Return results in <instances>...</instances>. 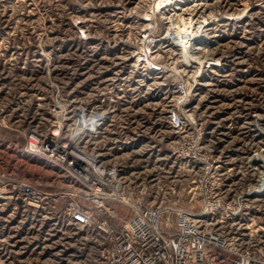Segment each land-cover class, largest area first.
<instances>
[{"label": "rangeland", "instance_id": "1", "mask_svg": "<svg viewBox=\"0 0 264 264\" xmlns=\"http://www.w3.org/2000/svg\"><path fill=\"white\" fill-rule=\"evenodd\" d=\"M199 1L208 51L187 67L172 51L151 72L131 57L147 0H0V264H95L103 228L145 205L196 206L202 230L264 256V0ZM95 102L106 116L76 138L74 108ZM32 131L95 154L105 197L94 179L59 177L54 155L27 147ZM23 184L47 195L23 204ZM203 199L222 206L203 216Z\"/></svg>", "mask_w": 264, "mask_h": 264}, {"label": "built area", "instance_id": "2", "mask_svg": "<svg viewBox=\"0 0 264 264\" xmlns=\"http://www.w3.org/2000/svg\"><path fill=\"white\" fill-rule=\"evenodd\" d=\"M147 1L148 13L145 19L147 23L137 32V43L131 53L136 68L151 72L163 71L164 65H167V57L172 51L177 52L181 64L187 67L197 61L198 52L208 51L210 41L207 40L206 35L210 32L209 18L201 13L195 14L199 9V0ZM182 19H192L193 24L179 31L177 25ZM85 28L88 29L89 25H85ZM160 51L166 55L165 59L158 57ZM177 92L182 100L187 98L186 85L182 78L179 80ZM102 105L98 102L80 105L88 114H99L84 127L76 124L77 115L74 108L72 130L78 128L74 131L75 136L86 134V129L94 132L101 125L106 116ZM168 120L173 127L180 128L190 119L177 110L169 114ZM52 143H49L42 133L35 131L30 132L26 140L30 150L43 148L46 154L55 156L53 162L61 172L59 177L64 174L74 181L80 180L79 182L89 178L94 179V183L98 185L95 196L104 198L106 193L101 190L99 183L105 184V182L100 180L102 176L97 172L104 173L106 180L109 174L99 171V165H95L97 156L93 153L79 154L73 148L66 150L56 143L52 146ZM203 163L208 172L212 168L211 163ZM15 195L23 204H35L43 200L44 195L47 194L36 192L31 185L23 184ZM95 196L92 198L88 195L84 198L96 202ZM221 206L219 201L217 204H212L209 200L203 199L200 212L203 216H207ZM133 208V215L124 224L103 228L101 238L105 244L97 250L95 264H264V256L234 252L218 229L202 230V219L193 217L194 211H197L196 206L166 209L161 206L145 205L133 206ZM168 214H171V217Z\"/></svg>", "mask_w": 264, "mask_h": 264}, {"label": "bare ground", "instance_id": "3", "mask_svg": "<svg viewBox=\"0 0 264 264\" xmlns=\"http://www.w3.org/2000/svg\"><path fill=\"white\" fill-rule=\"evenodd\" d=\"M77 20V19H76ZM85 21V20H84ZM84 23V22H83ZM193 23H192V19H190V20H186V19H182V22L181 23H179L178 25H177V28H178V30L179 31H182V30H184V29H186L187 27H189V26H191ZM80 27H81V25H80ZM85 29H87V28H85ZM82 32V31H81ZM83 33V32H82ZM149 61L151 62V63H153V61L151 60V59H149ZM46 71H48V70H46ZM75 72V71H74ZM48 76H49V74H48ZM71 76V75H70ZM78 76V75H77ZM46 77H47V75H46ZM49 78V77H48ZM46 80H47V78H46ZM82 80V79H81ZM53 82V81H52ZM71 82V81H70ZM70 93V92H69ZM72 95H74V94H72ZM80 97V96H79ZM76 101V100H75ZM76 105V104H75ZM62 109V108H61ZM61 109H59V110H61ZM54 110H56V109H54ZM75 110H76V115H77V118L75 119V121H76V124L78 125V126H80V127H84L86 124H88V122L92 119L93 120V118H96V117H98L99 116V114L98 113H91V114H88V113H86L85 112V110L83 109V107L82 106H80V105H77L76 107H75ZM53 111V110H52ZM62 111H64V110H62ZM62 111L60 112V113H62ZM53 113V112H52ZM60 113H58V114H60ZM52 115H55V114H52ZM58 116V115H57ZM100 118H102V117H100ZM91 120V121H92ZM72 123V122H71ZM69 124V123H68ZM71 125V124H70ZM58 127V126H57ZM56 127V128H57ZM59 128V127H58ZM57 128V129H58ZM68 128H70V127H68ZM51 129V128H50ZM70 130V129H69ZM71 130H72V126H71ZM71 130H70V132H71ZM76 130H78V128H74V131H76ZM59 131V130H58ZM68 133V132H67ZM85 133H88V134H93V131L91 130V129H86L85 130ZM73 134L71 133V135H70V137L72 136ZM73 136H75V135H73ZM72 136V137H73ZM58 137V136H57ZM76 138H78L79 136H75ZM75 137H73V138H75ZM59 138V137H58ZM82 138V137H81ZM80 138V139H81ZM69 139V138H68ZM72 139V138H71ZM76 140V139H75ZM78 140V139H77ZM71 142V141H70ZM80 145V144H79ZM55 147H57V146H55ZM85 149V148H84ZM80 152H82V151H80ZM262 156V155H261ZM258 157V156H257ZM263 157V156H262ZM259 161V160H261V158H259V159H255V161ZM261 184H262V182H261Z\"/></svg>", "mask_w": 264, "mask_h": 264}]
</instances>
